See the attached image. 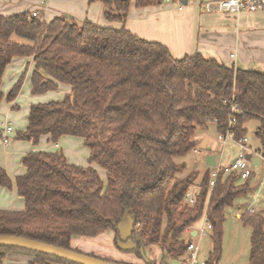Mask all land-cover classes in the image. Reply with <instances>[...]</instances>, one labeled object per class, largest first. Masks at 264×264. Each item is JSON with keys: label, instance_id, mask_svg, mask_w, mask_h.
Wrapping results in <instances>:
<instances>
[{"label": "trees", "instance_id": "obj_1", "mask_svg": "<svg viewBox=\"0 0 264 264\" xmlns=\"http://www.w3.org/2000/svg\"><path fill=\"white\" fill-rule=\"evenodd\" d=\"M99 1L106 20L126 21L132 0ZM14 35L26 42L14 40ZM25 56L33 57V94L57 89L59 83L70 85L71 92L60 100L31 104L27 128L18 131L16 139L37 144L43 136L53 143L66 135L81 137L89 147L90 163L105 169L106 179L93 165L70 163L61 150L25 154L21 162L26 172L16 178L25 209H0V235L76 250L71 246L75 237L112 230L119 247L120 224L132 211L128 239L135 247L125 251L137 253L146 264H167L166 257L186 254L191 240L187 231L206 215L213 226V249L206 264H218L226 209L251 190L250 183H239L237 174L221 173L210 191L208 170L190 204L186 194L196 185L197 171L182 176L187 164L175 158L196 149L198 129L215 124L219 134L226 133L231 118H236L231 128L237 138L247 136L248 121L258 120L255 132L264 150V72L230 67L198 52L176 58L167 45L125 26L65 16L46 21L24 11L0 14V103L6 68L15 57ZM24 75L13 85L8 101L17 98ZM236 103L240 114L231 110ZM0 186L12 188L1 165ZM241 220L252 229L249 264H264V215L246 210ZM149 245L165 250L159 263L146 256ZM9 251L33 254L31 264H76L14 247H0V264Z\"/></svg>", "mask_w": 264, "mask_h": 264}, {"label": "crops", "instance_id": "obj_2", "mask_svg": "<svg viewBox=\"0 0 264 264\" xmlns=\"http://www.w3.org/2000/svg\"><path fill=\"white\" fill-rule=\"evenodd\" d=\"M43 1L44 3L42 4ZM135 1L136 0L131 1L128 16L124 23L106 20L104 17L105 7L99 0L93 2H88V0H65L66 6L62 11H70L68 14L62 11L59 12V10H53L51 8V0H39L40 6L38 5L35 8H28L29 6H25L24 4L26 0H20L17 7L19 10L14 9L13 11V9L9 8L11 6H8L3 8L6 9V12L2 13L11 15L15 12L20 13L26 10L32 13L35 10H39L40 14H46L48 21L57 16L65 15L67 17L80 18L82 21L89 19L97 24L105 26H125L140 37L167 45L172 55L176 58H183L198 52L207 57L218 58L230 67H243L250 70H258V67L264 68V10L255 12L243 11L234 15L217 10L207 11L204 6L205 3L210 0H192L191 2L187 0V4L183 2L184 7L182 9H180L177 4L176 6L170 2L166 3L164 0H162L161 3H153L143 7H137ZM73 6L75 7L72 10ZM17 60H24V58L15 57L12 62ZM33 71L34 70L24 79V84L26 82L29 83L31 94L36 96L32 97L35 99L34 101H44L46 96H49L48 93L50 90L38 95L32 93ZM260 71L264 72L262 69ZM20 77L19 74H16L13 77V84H15ZM60 84L61 83H59L58 88H60ZM1 89L3 91V82ZM22 89L12 104H18L19 98L22 95ZM65 91V95L70 93L71 86L67 85ZM29 111L30 106L26 110L27 115L25 116V124L20 126L18 131L27 128ZM8 125H12L13 131L8 134V144H4L0 138V165L8 172L12 180V188L0 186V209L13 211H22L25 209V200L18 194L16 187L17 176L26 172L21 162L25 154L31 151L46 150L56 152L61 150L70 163L80 166H87V163H89L90 150L88 151L83 146V138L80 139L76 136L66 135L61 137L57 143H53L49 136H43L40 140L41 145L39 147L28 144L27 142L29 141L18 140L16 138L11 143L10 135L15 134V128L7 117L0 130L4 131V127ZM197 141L199 149L203 150L200 140L197 139ZM213 146L215 145L208 143L207 148L211 150ZM8 153L9 157L6 156ZM208 155L215 154H205V159ZM196 166L195 164V167ZM235 203L233 206H235ZM240 206L242 205L235 206L238 211L236 212V217L239 219H241L243 213L239 211ZM245 206L246 205L243 204V207ZM247 208H249L250 211L258 212L255 208L251 207V204L246 206V210H248ZM196 225L198 226L197 223ZM80 238L81 237H75L72 240L71 246L73 248L78 247L77 244L81 242ZM91 238H106L108 241L116 244L115 233L112 230H107ZM76 242L78 243L76 244ZM156 248H159V250L157 251ZM82 250L86 253H91L95 256L121 263L146 264L145 259L135 252L127 251V253L135 255L133 257H126L114 252L110 247L105 249L99 244L90 245L88 242V244L82 245ZM144 250L148 258L157 260L158 263L165 257V250L159 245H149L145 247ZM166 258L167 264H184L183 260L179 258ZM34 259L35 256L31 253L9 251L6 254L3 264H31Z\"/></svg>", "mask_w": 264, "mask_h": 264}, {"label": "rangeland", "instance_id": "obj_3", "mask_svg": "<svg viewBox=\"0 0 264 264\" xmlns=\"http://www.w3.org/2000/svg\"><path fill=\"white\" fill-rule=\"evenodd\" d=\"M20 0H0V14L9 16L5 13L6 9H3L5 7H9L10 9H16L19 10L18 2ZM39 0H26L24 3L25 6H29L28 8H35L38 5L40 6ZM52 6L51 8L53 10H64L66 6L65 0H51ZM90 0H88L89 2ZM190 2L192 0H189ZM6 2V3H5ZM168 3V2H166ZM172 4H175V2H170ZM177 6V5H176ZM75 6H73L72 10ZM9 9V10H10ZM30 10V9H29ZM32 10V9H31ZM27 11V10H26ZM12 12V11H11ZM66 14L70 13V11H62ZM15 12L14 14H16ZM12 15V14H11ZM65 16V15H61ZM67 17V16H65ZM41 18L48 21L46 18V14H41ZM79 22H83L80 18H74ZM91 19V18H90ZM13 39L20 42H26L25 39L14 35ZM24 60H17L15 62H12L10 66L7 67L4 78H3V91H4V98L2 102L0 103V128L2 127V124L4 121H6V117L13 123V126L15 128V134L10 135L11 143L16 138V134L18 132V129L20 126L25 124V116L27 115L26 110L30 104L37 103V102H49L52 100H59L64 98L65 96V87L67 84H60V88L55 90L49 91V96H46V99L44 101H34L35 99L30 92V86L29 83H25L24 87L22 89V95L19 98V102L17 104V107L12 108L14 104L12 102L8 101L7 96L9 92L11 91L13 87V77L16 74H19L20 76L24 75L25 78L29 76L33 69V59L32 56L30 57H23ZM22 59V58H21ZM260 70H264L262 67H258ZM258 69V70H259ZM259 70V71H260ZM16 78V77H15ZM24 78V79H25ZM21 106V107H20ZM259 122L256 119H252L248 121L247 128V139H248V145L251 146V151L253 154L252 159L250 160L251 168L253 170L252 176L247 180H240L239 183H243L248 181L251 185V190L247 192L246 194L240 195L237 197L236 205H242L239 208V211L244 212L246 210V206L251 204V207L255 208L259 213L264 215V150L261 148L259 138L256 136V128L258 126ZM74 137V136H73ZM78 138V136H76ZM82 139L81 137H79ZM196 139L200 140L201 147L203 150L199 149L197 146L196 149L202 151L201 155H198L195 151L190 152L189 154L185 156H177L175 159L177 162H186L187 168L182 173V176L191 172L192 170L197 171V178L194 186L191 187V190L198 191L200 189L199 183L202 179L203 175L209 170L210 172L215 170V167H211L205 163L204 154H215L216 155V161L217 164H223L230 162L233 160L239 150V145L234 140H229L228 142L224 143L219 139V133L217 131V128L215 124H210L208 128L205 129H198L196 136ZM28 144H32L33 146L39 147L41 145V142L37 144H33L32 142H27ZM208 143L214 144L213 149H208ZM83 146L89 151V147L83 144ZM2 149V148H1ZM7 157H9V153L6 154ZM21 158V157H20ZM18 160V159H17ZM89 165H93L97 169H99L100 175L103 179H106V172L105 169L99 167L97 164H91L90 161L87 163ZM195 164L197 165L195 167ZM243 204L246 206L243 207ZM235 206H230L226 209V219L223 223V243H222V252H221V259L218 264H249V256H250V248H251V233L252 229L250 226L245 225L241 219L236 217L237 208ZM249 210V208H247ZM206 217V215H204ZM133 223H134V214L132 211H128L123 218L121 224H120V230L122 234V239L119 243V247L113 243L108 241L106 238H91V237H81L79 244L76 242L78 247H75L74 249L84 252L82 250L83 244H89L96 245L99 244L101 247L107 249L112 248L114 252L119 253L122 256L126 257H133L135 254H130L125 251V249H131L135 247V244L133 241L129 240L128 237L131 235L132 229H133ZM199 228L204 227L206 229L207 234H201L196 236H187V239H191L192 242L198 245V253L197 258L198 262L206 261L210 255V252L213 249V239H212V230L207 228L206 221L204 217L198 221ZM198 226L195 224L191 228L194 230L198 228ZM157 251L159 248H156ZM28 253V252H25ZM91 254V253H87ZM188 258V250L186 254L179 258L183 260V262L187 261Z\"/></svg>", "mask_w": 264, "mask_h": 264}, {"label": "built area", "instance_id": "obj_4", "mask_svg": "<svg viewBox=\"0 0 264 264\" xmlns=\"http://www.w3.org/2000/svg\"><path fill=\"white\" fill-rule=\"evenodd\" d=\"M164 1L165 2H175L179 6L180 9H182L184 7V3H183L184 0H164ZM43 3H44V1L42 2V4ZM204 8L207 11L217 10L220 12L236 15V14L241 13L243 11L255 12V11L264 10V0H210L207 3H205ZM33 15L35 17H41L39 10H35L33 12ZM231 110L234 113H238V114L241 113L240 108H239L237 103L232 105ZM235 123H236V118H231L230 122H229V124H230L229 129L226 131V133H220L219 139L221 141H223L224 143L228 142L229 140L236 141L237 144L239 145V153L228 164L218 165L216 162L215 166H211V167H215V170L211 172L212 181H211V185L209 187L210 191L213 189V187L215 185V181L221 173L237 174L241 180H247L252 175V168H251V164H250L251 159H249V155L252 153L251 146L248 145V143H247L248 139L246 136L239 137V138L236 137V133H235L234 129L231 128V125H234ZM12 131H13L12 125H8V126L4 127V131H2V136H1V140L4 144L9 143L8 134ZM194 151L198 155L202 154V151H200L198 149H195ZM252 155L253 154H251V156ZM204 158H205V154H204ZM205 161H206V159H205ZM195 193H196V191L190 190L186 194V201L188 203H190V204L195 203V200H196ZM205 221L207 224V228L212 230V228H213L212 223H210L208 221L207 217H205ZM195 230L197 231V235L207 234L206 229L204 227H202V228L198 227ZM192 231H194L193 228H190L187 231L188 236H192V233H193ZM197 251H198V245L195 244L194 242L190 241L189 245H188V258H187V261L184 262V264H206V261L198 262V258H197L198 252Z\"/></svg>", "mask_w": 264, "mask_h": 264}, {"label": "water", "instance_id": "obj_5", "mask_svg": "<svg viewBox=\"0 0 264 264\" xmlns=\"http://www.w3.org/2000/svg\"><path fill=\"white\" fill-rule=\"evenodd\" d=\"M183 2L185 4L188 3L187 0H184ZM251 157L252 156L250 154L249 159H251ZM206 163L209 166H215L216 156L215 155L206 156ZM196 235H197V231L194 230L192 236H196ZM0 247H14V248L25 249L34 252H40L76 264H126V263H121V262L101 258L95 255L87 254L81 251L66 249L39 240L17 236V235H6V234L0 235Z\"/></svg>", "mask_w": 264, "mask_h": 264}]
</instances>
